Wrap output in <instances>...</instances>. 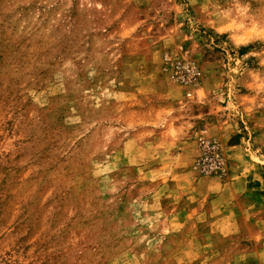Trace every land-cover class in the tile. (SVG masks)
Returning <instances> with one entry per match:
<instances>
[{
	"label": "rangeland",
	"instance_id": "rangeland-1",
	"mask_svg": "<svg viewBox=\"0 0 264 264\" xmlns=\"http://www.w3.org/2000/svg\"><path fill=\"white\" fill-rule=\"evenodd\" d=\"M205 80L225 128L196 135L254 176V228L221 246L157 227L110 163L143 92ZM0 264H264V0H0Z\"/></svg>",
	"mask_w": 264,
	"mask_h": 264
},
{
	"label": "crops",
	"instance_id": "crops-1",
	"mask_svg": "<svg viewBox=\"0 0 264 264\" xmlns=\"http://www.w3.org/2000/svg\"><path fill=\"white\" fill-rule=\"evenodd\" d=\"M145 93L140 100L146 103L125 124L126 136L111 152L110 163L118 169L121 159L128 186L140 187L148 211L163 217L157 227L185 232L191 243L216 246L253 230L255 218L249 209L254 176L240 175L232 161L222 176L203 175L194 168L199 154L196 131L207 127L224 133L225 128L223 105L216 104L208 82L188 88L166 81L165 89ZM127 98L135 99L130 94Z\"/></svg>",
	"mask_w": 264,
	"mask_h": 264
},
{
	"label": "built area",
	"instance_id": "built-area-1",
	"mask_svg": "<svg viewBox=\"0 0 264 264\" xmlns=\"http://www.w3.org/2000/svg\"><path fill=\"white\" fill-rule=\"evenodd\" d=\"M169 68L171 79L179 84L196 83L202 75L200 68L190 60L183 62L176 58ZM196 145L199 154L194 168L205 175H224L227 162L219 141L200 130L196 135Z\"/></svg>",
	"mask_w": 264,
	"mask_h": 264
}]
</instances>
